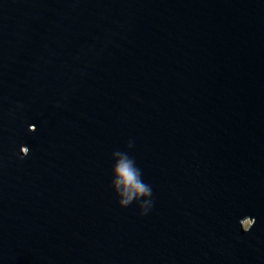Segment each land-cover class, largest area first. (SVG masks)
Instances as JSON below:
<instances>
[{
	"label": "water",
	"instance_id": "water-1",
	"mask_svg": "<svg viewBox=\"0 0 264 264\" xmlns=\"http://www.w3.org/2000/svg\"><path fill=\"white\" fill-rule=\"evenodd\" d=\"M0 264H264V0H0Z\"/></svg>",
	"mask_w": 264,
	"mask_h": 264
},
{
	"label": "clouds",
	"instance_id": "clouds-1",
	"mask_svg": "<svg viewBox=\"0 0 264 264\" xmlns=\"http://www.w3.org/2000/svg\"><path fill=\"white\" fill-rule=\"evenodd\" d=\"M133 142L129 140L127 148L130 150ZM110 186L118 198L122 208L136 203L141 214H147L152 207L153 191L150 184L143 179L142 169L136 159L128 151L116 150L112 153Z\"/></svg>",
	"mask_w": 264,
	"mask_h": 264
},
{
	"label": "rangeland",
	"instance_id": "rangeland-1",
	"mask_svg": "<svg viewBox=\"0 0 264 264\" xmlns=\"http://www.w3.org/2000/svg\"><path fill=\"white\" fill-rule=\"evenodd\" d=\"M245 224H248V220L246 221V223Z\"/></svg>",
	"mask_w": 264,
	"mask_h": 264
}]
</instances>
